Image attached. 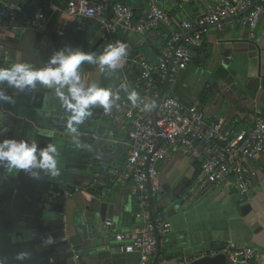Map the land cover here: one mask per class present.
Returning <instances> with one entry per match:
<instances>
[{"label": "crops", "instance_id": "0c3cea01", "mask_svg": "<svg viewBox=\"0 0 264 264\" xmlns=\"http://www.w3.org/2000/svg\"><path fill=\"white\" fill-rule=\"evenodd\" d=\"M130 6L136 17L147 8L148 0H117ZM219 0H158L159 6L177 20L191 19ZM20 16H30L46 8L48 0H8ZM43 30H15L9 32L5 44L10 50L9 65L17 60L31 59L39 66L51 53L65 45L84 51L100 52L117 40L129 46L124 67L113 75L102 74L96 66L85 63L82 75L101 85L110 86L123 74L132 75L133 60L142 56L154 60L169 39L172 27L161 25L147 32L119 30L111 39L92 19L68 17L58 11H47ZM192 61L181 71L174 84L166 90L185 104L202 108L208 120H221L223 130L233 134L249 129L264 118V14L251 31L240 18L224 22L222 29H210L203 36L202 45L191 50ZM13 95L14 104L0 102V132L17 140L36 141L40 146L54 142L59 146L58 177L36 180L21 171L15 176H4L0 169V256L9 264H133L138 253H123L114 239L116 233L135 232L141 221L133 216L139 203L131 192L129 181H118L111 170L123 166L127 153V139L114 131L110 120L102 116V108L93 109V117L80 127L81 140L88 147H77L65 127L64 109L48 89L16 93L7 85H0ZM52 132L53 136L46 134ZM111 132H113L111 134ZM106 166L109 170L103 171ZM160 190L152 208L163 213L171 229L162 239L155 264H188L208 251L219 250L229 241L242 239L264 250V175L257 177L248 197H234L237 214L230 219L241 220L236 227L237 237L231 229H212L205 237L202 229L194 237L178 227L175 208L186 207L200 187L198 165L184 154L172 155L157 164ZM210 186V185H207ZM207 186H205L207 188ZM201 188V187H200ZM204 188V187H203ZM220 191L229 196H240L229 183L221 184ZM77 189V190H76ZM184 200V201H183ZM106 203L105 219L99 214L100 205ZM244 204L251 209L242 214ZM217 217V214L214 215ZM106 222H111L110 226ZM51 235L52 244L43 240ZM211 245L201 252V244ZM240 244V243H238ZM190 246V252L183 249ZM196 248V249H195ZM28 251L23 262L15 255ZM78 254L79 258L74 259ZM155 256L152 260L154 261ZM182 260V261H181Z\"/></svg>", "mask_w": 264, "mask_h": 264}, {"label": "built area", "instance_id": "2783aa9c", "mask_svg": "<svg viewBox=\"0 0 264 264\" xmlns=\"http://www.w3.org/2000/svg\"><path fill=\"white\" fill-rule=\"evenodd\" d=\"M47 11L92 19L106 39L119 30L147 32L161 25L172 27L154 60L138 57L133 60L134 74H123L117 83L107 86L120 95L119 106L109 114L101 111L114 131L127 139L123 166L111 173L114 179L131 183V192L139 203L133 216L141 221L135 232L116 233L114 239L123 253L139 254L133 264H152L170 227L163 214L151 209L160 190L156 167L159 162L178 151L199 163L201 188L229 183L241 197L248 196L254 180L264 175V118L257 119L249 129L230 134L223 130L221 120H208L201 107L185 104L166 90L190 65L191 50L202 45L208 30H220L225 21L240 18L253 31L264 14V0H219L194 18L182 20L168 15L158 0H148L139 17L130 6L117 0H48L46 8L24 17L8 0H0V66L10 55L5 44L9 32L43 30ZM131 89L139 92L142 102L154 101L156 107L145 112L142 104L133 106L127 100ZM102 170L109 169L103 166ZM219 252L225 254L226 264H264V250L250 244L229 241L219 251L211 250L205 255ZM78 258L75 254L74 259Z\"/></svg>", "mask_w": 264, "mask_h": 264}, {"label": "clouds", "instance_id": "9594fccd", "mask_svg": "<svg viewBox=\"0 0 264 264\" xmlns=\"http://www.w3.org/2000/svg\"><path fill=\"white\" fill-rule=\"evenodd\" d=\"M128 54L129 46L119 40L108 43L98 53L65 45L54 50L39 66L31 59L33 53H29L26 60L0 66V85L6 84L17 94L38 88L50 90L64 109L65 127L73 143L77 147H88L81 140V125L93 117L96 107L102 108L105 114L111 113L114 107L119 106L117 102L120 95L110 87L84 78L82 66L85 63L94 65L100 73L110 76L124 67ZM127 100L133 106L142 104V111L145 112H151L156 107L154 101L142 102L135 89L127 92ZM0 102L14 104L15 99L5 88L0 87ZM7 131V128H3L0 132V169L4 176H15L21 171L36 180L60 175V151L56 143L48 142L40 146L34 140L6 137L4 133ZM46 135L52 137L53 133L48 132ZM53 242L51 235L43 240L45 244ZM29 256L28 251H20L16 253L15 260L23 262ZM0 264H9L7 257L0 256Z\"/></svg>", "mask_w": 264, "mask_h": 264}, {"label": "rangeland", "instance_id": "374dc122", "mask_svg": "<svg viewBox=\"0 0 264 264\" xmlns=\"http://www.w3.org/2000/svg\"><path fill=\"white\" fill-rule=\"evenodd\" d=\"M197 194L191 199V202L188 206L183 207L182 205L177 206V220L173 225L178 227V220L181 219L183 223V228H186L192 237H194V232L200 229L203 230L205 237L209 235L210 230L222 228L225 229L226 237H228V233L232 232L231 229L234 230L233 237H237V233L235 232L236 227L242 226V221L230 219L234 215L237 214V204L233 202L234 197L241 198V196H237L236 193L232 192L227 196L224 191H220L219 188L213 186H207L204 188L197 187L195 189ZM251 194L248 195V197ZM246 196H244L245 198ZM184 201V200H183ZM217 214L215 218L214 215ZM168 221V220H167ZM169 226L171 227L170 222ZM168 229V232L173 229V227ZM238 243L240 244H249L250 241L246 239L240 240ZM251 244V243H250ZM254 245V244H253ZM211 245L201 244L199 249L201 252L205 250H209ZM192 248L188 246L186 249H183V254L190 252ZM196 249V248H195Z\"/></svg>", "mask_w": 264, "mask_h": 264}, {"label": "water", "instance_id": "95a60500", "mask_svg": "<svg viewBox=\"0 0 264 264\" xmlns=\"http://www.w3.org/2000/svg\"><path fill=\"white\" fill-rule=\"evenodd\" d=\"M106 207H107V204L106 203H102L100 205V216H101V219H105V212H106ZM151 209H152V205H151ZM251 209V206L250 204H244L241 208V212L242 214H246L249 210ZM159 212V211H158ZM161 213V212H160ZM163 214V213H162ZM164 215V214H163ZM165 217V216H164ZM166 218V217H165ZM159 248H160V244H159V247H158V251H157V254L155 256V259L154 261L152 262V264H155V261H156V258H157V255L159 253ZM188 264H226V257H225V254L222 253V252H219L215 255H202L194 260H192L190 263Z\"/></svg>", "mask_w": 264, "mask_h": 264}, {"label": "trees", "instance_id": "16d2710c", "mask_svg": "<svg viewBox=\"0 0 264 264\" xmlns=\"http://www.w3.org/2000/svg\"><path fill=\"white\" fill-rule=\"evenodd\" d=\"M194 162H195V161H194ZM195 163H197V165H198V169H199L198 171L201 173V169H200V165H199V163H198V162H195ZM218 249L220 250V249H222V248H218ZM219 250H218V251H219ZM199 257H200V256H199ZM181 261H182V260H181ZM182 264H184V262H182Z\"/></svg>", "mask_w": 264, "mask_h": 264}]
</instances>
